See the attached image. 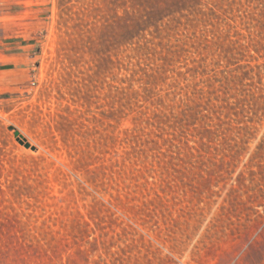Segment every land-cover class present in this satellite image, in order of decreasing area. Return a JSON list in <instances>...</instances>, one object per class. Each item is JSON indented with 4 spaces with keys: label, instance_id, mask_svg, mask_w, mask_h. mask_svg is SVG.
I'll return each instance as SVG.
<instances>
[{
    "label": "rangeland",
    "instance_id": "374dc122",
    "mask_svg": "<svg viewBox=\"0 0 264 264\" xmlns=\"http://www.w3.org/2000/svg\"><path fill=\"white\" fill-rule=\"evenodd\" d=\"M0 264H264V0H0Z\"/></svg>",
    "mask_w": 264,
    "mask_h": 264
}]
</instances>
